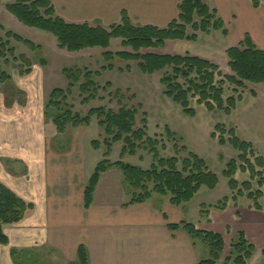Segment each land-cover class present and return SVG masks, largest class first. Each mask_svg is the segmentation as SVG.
Here are the masks:
<instances>
[{
    "label": "trees",
    "instance_id": "obj_1",
    "mask_svg": "<svg viewBox=\"0 0 264 264\" xmlns=\"http://www.w3.org/2000/svg\"><path fill=\"white\" fill-rule=\"evenodd\" d=\"M252 7L257 9L263 0H249ZM6 11L22 25L48 33L53 36L58 48L69 53H77L86 49L102 48L106 50L112 39H120L123 48H129L131 53L119 52L112 54L105 52L102 56L107 62V69H111L114 60L122 62H136L137 68L143 75H153L165 71L160 85L163 88V96L171 100L189 118L196 116L192 107H204L208 112H221L230 115L236 110L237 104L242 101V94L246 84H264V51L258 50L251 39L246 36L244 41L237 46L226 50L228 68L232 75L222 74L219 67L213 63L189 54L185 55H156L151 53L141 54L142 50L160 49L167 41L196 42V33L209 34L211 31L221 32L227 36L222 21L217 18L215 10H211L203 0H180L177 19L172 21L165 29L152 26L135 27L130 22L127 14L121 15L118 25L108 29L92 27L89 24H69L56 15L51 0H15L7 5ZM187 27H191L193 34L188 35ZM6 41L0 39V62H8L9 57L14 58V51L9 46V40L23 44L30 50L39 49L31 42L23 40L10 32L5 34ZM26 71H21V76L30 74V65ZM43 61L40 63L42 66ZM167 70V71H166ZM63 77L68 82L66 89H53L44 107V117L52 119L56 133L64 134L68 128L78 129L88 127L91 120H97V127L105 136L103 145L106 151L101 161L96 165L84 190V208L89 209L100 176L109 169H116L121 173L122 186L128 193L129 202L124 205L147 203L153 194L162 198H169L172 206L180 207L189 203L198 191L205 187L214 190L218 185V177L208 170L206 163L198 156L189 153L187 157L161 158L158 154L159 142L147 137L146 121H141L137 128L138 110L124 105L118 98L116 110L105 108H93L86 116L71 111L66 106L68 96L77 86L81 96H87L82 104L96 99V87L94 75L89 71L64 69ZM10 77L0 71V82H8ZM232 86V96L224 99V87ZM109 86V85H108ZM119 97V94L115 95ZM255 97L254 93H251ZM221 133L217 137L221 146L229 145L238 156L230 160L225 166L222 176L228 180V188L236 198L246 197L253 202L257 211L262 208L258 200L263 197L261 188L264 187V157L255 155L253 146L242 141L234 130L225 133L223 127L217 126ZM169 136H173L166 130ZM211 138H216L215 133ZM122 142L120 158L134 156L141 148L147 149L153 156V162L148 170L123 163L121 160L111 163L107 158L114 144ZM93 150L100 149L98 141H92ZM161 148H164L163 145ZM237 172L248 173L249 180L241 185L234 179ZM253 184L257 189H253ZM226 199L220 202L223 209ZM218 204V205H219ZM33 209L18 198L9 189L0 183V245H7L8 240L3 233V226L20 223L25 214ZM170 232L182 230L193 242H201L207 251L208 258L200 260L198 264H220L224 253L225 243L220 234L211 231L197 229L192 223L182 222L168 224ZM227 257L222 264H248L254 253L253 245H250L243 234H239L238 240L231 244ZM14 258L15 254L12 253ZM264 258V250L262 251ZM80 264H87V253L84 247L78 249Z\"/></svg>",
    "mask_w": 264,
    "mask_h": 264
},
{
    "label": "rangeland",
    "instance_id": "obj_2",
    "mask_svg": "<svg viewBox=\"0 0 264 264\" xmlns=\"http://www.w3.org/2000/svg\"><path fill=\"white\" fill-rule=\"evenodd\" d=\"M15 0H0V39L7 40L5 34L10 32L38 46L39 49L30 50L21 43L9 40V46L14 51V58L9 57L8 62H0V71L10 77L8 82H0V107L12 105L14 107L36 108L42 112L50 92L55 88L66 89L68 82L62 75L64 69L78 71H89L94 75L96 87V99L82 104L87 96H81L77 88L72 91L66 101V106L72 112L86 116L93 108H105L116 110L117 100L122 99L124 105L138 110L137 128L142 127L141 121H146L147 137L159 142V157L167 159L174 156L185 158L189 153L201 158L207 165L208 170L218 177V185L214 190L202 187L194 198L180 207L170 205L173 215L177 217L182 210V218L186 223H192L197 229L220 234L225 243L222 260L229 254V247L235 243L239 234H243L250 245L254 247L253 263L264 264L262 251L264 250V187L261 188L263 197L258 200L262 210L257 211L253 202L246 197L236 198L233 201L232 193L228 188V180L222 176L225 166L230 160H235L237 151L229 145L221 146L217 137L221 134L216 127L225 129V133L234 130L235 135L253 146L255 155L264 157V84H246V89L241 92L242 101L237 104L236 110L230 115L221 112H208L204 107L192 104L196 111L194 118L186 117L181 109L171 100L163 96V88L160 80L165 71L153 75H143L137 68L136 62H122L114 60L112 68L107 69V62L103 59L105 52L112 54L119 52L131 53L129 48L121 46L120 39H112L109 47L86 49L77 53H69L58 48L56 39L48 33L28 28L19 23L6 11V6L13 4ZM209 8L212 3L207 4ZM211 9V8H210ZM188 35L193 34L191 27H187ZM196 42L167 41L160 49L142 50L141 54L151 53L156 55H185L205 59L217 65L225 75H232L228 68V59L225 48L233 46L231 40L223 41L220 34L211 31L209 34L196 33ZM30 65V74L21 76V71H26L27 64ZM44 62L42 66L41 62ZM167 71V70H166ZM109 85V86H108ZM232 86L224 87V99L232 96ZM255 94V97L251 96ZM119 94V97L115 95ZM41 116V115H40ZM44 140L37 133L32 135L33 141L43 143L51 153H64L73 150L74 135L78 129L68 128L66 133L57 134L52 124V119L44 118L43 126ZM84 130V135L91 141H98L100 149L95 151L90 147L89 140L85 145L90 150L87 161H99L102 159L106 148L103 145L105 136L97 127V120L93 118L91 124ZM168 130L173 136H169ZM215 133L216 138H211ZM47 143V144H45ZM163 145L164 148H161ZM122 142L114 144L109 157L111 163L122 161L125 164L148 170L153 162V156L147 149H139L130 157L120 158ZM49 148V149H48ZM248 173L237 172L235 180L241 185L249 180ZM253 189L257 187L253 184ZM152 203L156 205L168 204L169 198H162L153 194ZM129 198H125L124 202ZM150 199V200H151ZM223 209L220 202L224 201ZM149 200V201H150ZM148 201V202H149ZM147 202V203H148ZM170 204V203H169ZM219 204V205H218ZM178 210V211H177ZM178 219V217H177ZM198 252L199 260L208 258L206 248L201 242ZM252 260V259H251ZM15 264H59V261L48 257L44 253H29L27 255L16 254L13 258Z\"/></svg>",
    "mask_w": 264,
    "mask_h": 264
},
{
    "label": "crops",
    "instance_id": "obj_3",
    "mask_svg": "<svg viewBox=\"0 0 264 264\" xmlns=\"http://www.w3.org/2000/svg\"><path fill=\"white\" fill-rule=\"evenodd\" d=\"M56 15L69 24H89L108 29L120 24L126 13L135 27L165 29L177 19L180 0H51ZM212 3L237 46L248 36L264 51V0L259 8L249 0H206ZM229 48H225L228 50ZM41 115V116H40ZM44 110L0 107V183L33 209L15 225L3 226L7 245H0V264H15L12 253H46L59 264H80L78 249L84 247L87 264H198L199 245L182 231L170 232L168 224L185 221L182 210L175 217L170 204L124 207L129 198L121 173L112 168L100 176L92 204L84 208V190L96 165L88 162L84 135H74L73 150L51 153L42 141ZM47 144V143H45ZM91 147V146H90ZM85 148V149H84ZM49 149V148H48ZM172 206V205H171ZM207 252V251H205ZM248 264H254L253 258ZM255 264H258L255 263Z\"/></svg>",
    "mask_w": 264,
    "mask_h": 264
}]
</instances>
